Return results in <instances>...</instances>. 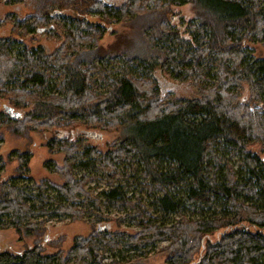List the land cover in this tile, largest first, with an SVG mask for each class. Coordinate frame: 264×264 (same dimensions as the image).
<instances>
[{
    "label": "trees",
    "instance_id": "1",
    "mask_svg": "<svg viewBox=\"0 0 264 264\" xmlns=\"http://www.w3.org/2000/svg\"><path fill=\"white\" fill-rule=\"evenodd\" d=\"M182 6L194 10L186 37L167 19ZM31 10L22 19L7 14L0 25L9 23L18 37L29 27L56 26L63 40L51 53L23 44L12 54L18 39L0 37V106L6 101L31 107L29 114L12 118L4 107H13L3 104L0 144L3 131L17 138L52 131L47 146L65 156L61 165L45 164L59 177L56 183L26 175L28 150L9 154L18 167L16 176L0 180V229H14L20 238L39 237L47 221L90 216L94 229L109 220L95 208L127 204L119 180L132 169L143 190L157 192L152 212L139 202L131 205L135 212L126 219L139 231L127 237V249L168 241L160 251L166 264H264V159L248 149L259 145L264 152V59L251 58L244 48L246 40L264 42V0H129L120 6L105 0H33ZM95 16L100 22L89 19ZM130 19L144 46L140 58H123V74L105 77L108 89L98 96L90 81L95 59L103 57H95L93 49L105 25ZM210 64L216 65L215 82L204 84ZM156 67L191 80L198 97L166 96L163 102L158 89L145 82ZM80 120L119 131L120 137L105 153L94 147L63 149L61 129ZM233 155L239 157L238 168L227 159L221 163ZM98 170L107 187L91 195L87 175ZM76 171L82 172L79 177ZM111 236L95 228L54 254H44L38 245L0 251V264H143L141 256L105 262L106 247L121 246Z\"/></svg>",
    "mask_w": 264,
    "mask_h": 264
},
{
    "label": "rangeland",
    "instance_id": "2",
    "mask_svg": "<svg viewBox=\"0 0 264 264\" xmlns=\"http://www.w3.org/2000/svg\"><path fill=\"white\" fill-rule=\"evenodd\" d=\"M105 1L114 6H120L129 0ZM32 5L33 0H0V19L11 13H13L15 17L22 19L25 15L32 12ZM193 11V8L190 6H182L174 8L172 13L167 14V19L171 28L177 30L183 37L188 35V22L194 18ZM89 19L93 22H100L97 16L90 17ZM11 28L12 26L9 23L0 25V37L13 36L20 42L14 43L11 46L12 54H16L17 50L21 49L23 44L28 47L41 46L46 53H51L63 40V34L56 26H52L51 29L49 25L34 29L29 27L27 33L19 37L11 34ZM137 34L138 32L136 31V26L132 19L105 25V31L98 41V46L96 49H93V51L97 53L95 57H103L102 62L95 59L94 66L92 67L90 82L93 93L100 96L107 91L108 87L103 81L105 77L112 78L123 74L120 70L123 66V58L129 61L140 58V53L144 46H142L138 38L140 35ZM244 48L251 58L264 59V42L246 40L244 42ZM114 58L117 61L116 63L111 61ZM130 65L135 67L132 62H130ZM140 72L141 70H139L138 73ZM215 72L216 65L210 64L204 71L202 82L204 84L214 83L215 79L213 75ZM151 75L152 76L145 80V82L149 85V89L152 87L154 88V86L158 89L160 99H165L166 96L174 100H190L198 97V91L191 85V80L180 81V78L175 77L176 75H171L169 71L166 75L161 71L160 67H156ZM43 93L46 94L47 91ZM244 94L246 93L243 92V95ZM1 104L0 110H2L3 104L12 106L6 101H2ZM12 107L15 112H20L23 115L29 114L31 110L30 106L27 108ZM61 130H63V134H61L59 139L63 143L61 146H63V149L70 148L75 152H80L86 147H94L101 153H105L112 148L120 137L119 131L100 130L88 127L84 124V121L81 120L72 127ZM87 131L97 133L100 137L89 138L84 135V132ZM3 133L4 140L0 144V166L3 165L0 167V180L9 179L17 175L18 161L15 158H9V154L12 151L28 150L30 159L27 165L26 175L33 181L49 179L59 183V177L46 169V165L49 162L48 166L54 164L61 165L65 156L58 148L51 151L47 146L54 136L52 131L30 132L28 138H17L10 135L7 131H3ZM248 149L258 153L260 158L264 159V152L260 151L259 145L250 146ZM226 159L229 165H232L234 169L238 168L240 164L238 156H226L221 163L226 162ZM126 172L127 177L123 176L119 182L123 187L126 198H129L127 204L122 208H108L104 205L95 208L100 214L109 218L108 221L96 223L95 228L110 232L112 235L111 238L121 244L120 248L115 250H111L109 249L110 247L107 246L104 253H102L103 260L109 262L112 258H116L133 261L138 260L141 256L144 257L142 260L143 264H166L165 255L160 251L165 246H168V241L149 242L144 246L139 245L138 248L130 250L127 249L128 247L125 245L128 239L127 237L139 231L138 227L131 224L129 220L126 219L128 214H133L135 212L131 209V205L139 202L144 205V208L146 207L152 212L153 207L150 205V202L153 200V193L157 192V190H154V192L147 193V189L144 188L143 190V187L140 185L143 180L139 174H135L132 169H128ZM76 173L77 177H79L82 172L76 171ZM101 173L100 170H98V175L95 173L87 175L85 173L89 177L85 188H87L91 195H95L99 190L107 187V184L100 176ZM117 182L118 181H116V183ZM25 183H28V181ZM88 208L92 209L93 207L90 205ZM154 216H157V214H154ZM91 217L92 216H90V218ZM90 218L85 217L82 220L75 221H71L67 217L52 219L45 223L44 230L39 237L20 238L14 229H0V251L17 252L38 245L42 248L44 254H54L58 251L66 252L72 245L74 238L87 237L93 232L95 228L93 229ZM215 237L216 236H213L212 238L215 239Z\"/></svg>",
    "mask_w": 264,
    "mask_h": 264
},
{
    "label": "water",
    "instance_id": "3",
    "mask_svg": "<svg viewBox=\"0 0 264 264\" xmlns=\"http://www.w3.org/2000/svg\"><path fill=\"white\" fill-rule=\"evenodd\" d=\"M4 111H5L6 113H8L9 116L12 117V118H19V117H20V113L15 112V111L13 110V108H11V107H7V106L4 107ZM57 134H58V133H57ZM84 135L87 136V137H89V138H99V137H100L99 134H97V133H93V132H90V131L84 132Z\"/></svg>",
    "mask_w": 264,
    "mask_h": 264
}]
</instances>
